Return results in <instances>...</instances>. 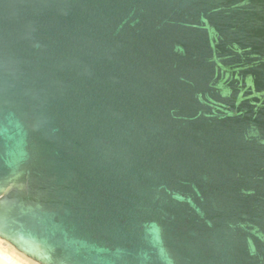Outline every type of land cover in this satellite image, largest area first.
Wrapping results in <instances>:
<instances>
[{
	"label": "water",
	"instance_id": "1",
	"mask_svg": "<svg viewBox=\"0 0 264 264\" xmlns=\"http://www.w3.org/2000/svg\"><path fill=\"white\" fill-rule=\"evenodd\" d=\"M0 240L264 264V0H0Z\"/></svg>",
	"mask_w": 264,
	"mask_h": 264
},
{
	"label": "rangeland",
	"instance_id": "2",
	"mask_svg": "<svg viewBox=\"0 0 264 264\" xmlns=\"http://www.w3.org/2000/svg\"><path fill=\"white\" fill-rule=\"evenodd\" d=\"M0 263L1 264H37L20 254L11 245L0 240Z\"/></svg>",
	"mask_w": 264,
	"mask_h": 264
},
{
	"label": "bare ground",
	"instance_id": "3",
	"mask_svg": "<svg viewBox=\"0 0 264 264\" xmlns=\"http://www.w3.org/2000/svg\"><path fill=\"white\" fill-rule=\"evenodd\" d=\"M1 264V263H0Z\"/></svg>",
	"mask_w": 264,
	"mask_h": 264
}]
</instances>
